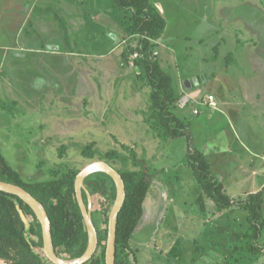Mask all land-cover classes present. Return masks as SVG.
<instances>
[{
	"label": "rangeland",
	"instance_id": "obj_1",
	"mask_svg": "<svg viewBox=\"0 0 264 264\" xmlns=\"http://www.w3.org/2000/svg\"><path fill=\"white\" fill-rule=\"evenodd\" d=\"M41 1L32 13V0H0L6 160L28 180L94 161L147 170L144 216L121 264H264V253L231 262L250 228L247 211L216 207L188 164L187 138L161 135L153 124L151 86L130 54L138 41L131 13L115 0ZM151 1L168 23L154 53L173 77L175 112L190 123L195 146L207 150L232 197L264 190V0ZM187 93L200 103L184 110ZM211 94L218 109L206 104ZM95 176L115 184L104 171Z\"/></svg>",
	"mask_w": 264,
	"mask_h": 264
},
{
	"label": "trees",
	"instance_id": "obj_2",
	"mask_svg": "<svg viewBox=\"0 0 264 264\" xmlns=\"http://www.w3.org/2000/svg\"><path fill=\"white\" fill-rule=\"evenodd\" d=\"M120 8L131 13L129 30L138 36L131 46L135 65L141 68L140 78L151 86L150 111L153 124L161 135L186 137L187 159L205 195L221 209L237 205L247 211L249 231L234 247L231 262L240 252L258 255L264 252L261 243L264 231V190L234 198L223 181L212 172L211 163L194 142L190 123L175 112L177 93L172 75L154 53L155 41L162 38L167 22L151 0H115ZM134 159L135 152L132 151ZM80 168L50 169L46 180H28L16 170L0 151V180L21 186L45 206L51 221L55 250L64 259L81 256L88 245V229L76 196L75 180ZM97 172V171H96ZM89 174L84 180L83 198L90 208L98 230L99 245L94 256L84 264H106L109 215L116 200L115 184ZM126 185V199L117 217L116 264L120 256H129L130 238L144 216L145 200L151 185V174L143 171H120ZM0 264H53L44 247L42 224L35 210L19 196L0 190Z\"/></svg>",
	"mask_w": 264,
	"mask_h": 264
},
{
	"label": "water",
	"instance_id": "obj_3",
	"mask_svg": "<svg viewBox=\"0 0 264 264\" xmlns=\"http://www.w3.org/2000/svg\"><path fill=\"white\" fill-rule=\"evenodd\" d=\"M99 170L104 171L111 175V177L114 180L117 191L116 200L109 215L108 236H107V244H106V264H116L117 217L126 199V185L124 178L119 170L114 168L106 161H94L84 166L76 176V180H75L76 196L79 203V207L81 209V213L83 215L85 224L88 229V245L85 252L81 256L75 259H71L74 261L73 263H68L69 261L68 259H64L57 254L54 246L52 231H51V221L43 203L40 202L32 193H30L25 188L10 182L0 180V190L19 196L35 210L42 224L45 252L49 260L53 264H84L87 261H89L97 251L99 245L98 230L92 219L90 206L87 207L85 204L83 198V189L85 188L84 186L85 178L89 174Z\"/></svg>",
	"mask_w": 264,
	"mask_h": 264
},
{
	"label": "crops",
	"instance_id": "obj_4",
	"mask_svg": "<svg viewBox=\"0 0 264 264\" xmlns=\"http://www.w3.org/2000/svg\"><path fill=\"white\" fill-rule=\"evenodd\" d=\"M25 2H27V1H29V0H24ZM31 1V0H30ZM33 2H31V3H29V10L32 12V13H34V12H38V10L40 11V9L38 8L37 9V4H40L42 1L41 0H32ZM41 1V2H40ZM87 0H75V2L76 3H85ZM45 4H46V2H47V0H44L43 1ZM155 4V3H154ZM156 5V4H155ZM21 7H22V11H24V5L22 4L21 5ZM20 7V8H21ZM156 7H157V9L160 11V9H159V6L158 5H156ZM20 8H19V6H18V10H19V13L21 12V10H20ZM161 12V11H160ZM161 14H162V12H161ZM163 15V14H162ZM37 20V18H35V23H37L38 21H36ZM75 23H77V24H79L80 22H81V18L80 17H78V18H76L75 19ZM166 22H167V20H166ZM168 24V23H167ZM212 25V24H211ZM19 27H20V29L19 28H14L13 29V33L15 34V36H17V37H20V34H21V25H19ZM129 32H130V30H129ZM167 32V25H166V28H165V30H164V33H163V35H162V39L163 38H165V36H166V33ZM125 42V41H124ZM6 47V49L9 47V46H5ZM37 52H39L40 50L38 49V50H36ZM131 57L132 58H134V55L133 54H131ZM134 61V60H133ZM127 65H129V67H134V65H133V63L132 62H130L129 64H127ZM188 89V88H187ZM211 95H213V94H211ZM186 96L188 97V101L184 104V105H181V109H186L187 107H189V108H193L192 107V104H199L200 102H199V100L198 101H196L195 99H193V97L191 96V94H189V93H187L186 94ZM210 96V95H209ZM214 97H215V95H213ZM191 97V98H190ZM192 99V100H191ZM191 100V101H190ZM209 98L207 99V101H206V104H207V106H211V105H209ZM215 101H216V98H215ZM211 108H213V109H218V104H217V101H216V106H211ZM177 108L175 107V110H176ZM177 111V110H176ZM183 111V110H182ZM178 113V112H177ZM179 114H182V113H179ZM178 114V115H179ZM196 115H198L199 113H195ZM179 116H181L182 117V115H179ZM185 119V118H184ZM186 120V119H185ZM201 151H203L204 153H205V155L207 156V158H208V155H207V150H201ZM210 151H213V153L217 156V154H220V152H221V148L219 147V146H216V147H214V146H212V148H210ZM222 153V152H221ZM209 160V159H208ZM210 161V160H209ZM210 163H211V167H213L212 165V162L210 161ZM223 166V163H221L220 164V167H222ZM253 187H256V186H253ZM260 189H256V190H252V191H249V192H247L244 196H246L248 193H251V192H256V191H259ZM243 196V197H244ZM263 242H264V231H263V236H262V240H261V243L263 244ZM264 253V252H263ZM246 254H249L248 252L246 253V252H240L239 253V257H240V255H243L245 258H247L245 255ZM237 255H238V253H237ZM249 255H251V254H249ZM258 255H260V254H258ZM251 256H253V255H251ZM255 256H257V255H255Z\"/></svg>",
	"mask_w": 264,
	"mask_h": 264
},
{
	"label": "built area",
	"instance_id": "obj_5",
	"mask_svg": "<svg viewBox=\"0 0 264 264\" xmlns=\"http://www.w3.org/2000/svg\"><path fill=\"white\" fill-rule=\"evenodd\" d=\"M134 57H137L138 53L135 52L134 54ZM209 105L211 106H216V101H215V97L213 95H210L209 97ZM188 101V97H185L182 99V102H181V105H184L186 102ZM196 113H198V110H196Z\"/></svg>",
	"mask_w": 264,
	"mask_h": 264
},
{
	"label": "bare ground",
	"instance_id": "obj_6",
	"mask_svg": "<svg viewBox=\"0 0 264 264\" xmlns=\"http://www.w3.org/2000/svg\"><path fill=\"white\" fill-rule=\"evenodd\" d=\"M74 261L73 260H69L68 263H73Z\"/></svg>",
	"mask_w": 264,
	"mask_h": 264
}]
</instances>
